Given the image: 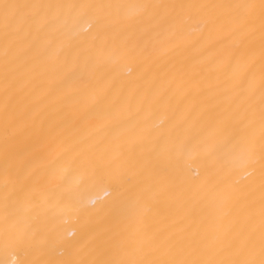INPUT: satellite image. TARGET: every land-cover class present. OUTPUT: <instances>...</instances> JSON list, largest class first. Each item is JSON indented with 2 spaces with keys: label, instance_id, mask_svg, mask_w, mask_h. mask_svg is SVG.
I'll list each match as a JSON object with an SVG mask.
<instances>
[{
  "label": "bare ground",
  "instance_id": "bare-ground-1",
  "mask_svg": "<svg viewBox=\"0 0 264 264\" xmlns=\"http://www.w3.org/2000/svg\"><path fill=\"white\" fill-rule=\"evenodd\" d=\"M0 264H264V0H0Z\"/></svg>",
  "mask_w": 264,
  "mask_h": 264
}]
</instances>
